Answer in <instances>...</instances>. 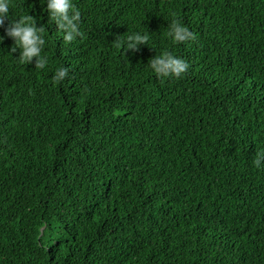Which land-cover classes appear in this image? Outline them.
<instances>
[{
  "label": "trees",
  "instance_id": "1",
  "mask_svg": "<svg viewBox=\"0 0 264 264\" xmlns=\"http://www.w3.org/2000/svg\"><path fill=\"white\" fill-rule=\"evenodd\" d=\"M73 2L66 43L12 0L45 28L44 69L0 41V264H264V0ZM174 17L195 40L171 43ZM131 31L151 39L124 53ZM165 49L181 78L148 68Z\"/></svg>",
  "mask_w": 264,
  "mask_h": 264
},
{
  "label": "clouds",
  "instance_id": "2",
  "mask_svg": "<svg viewBox=\"0 0 264 264\" xmlns=\"http://www.w3.org/2000/svg\"><path fill=\"white\" fill-rule=\"evenodd\" d=\"M43 10L47 12L48 19L54 22L56 29L66 43H70L82 35L80 22L81 12L75 6L73 0H40ZM7 21V24L5 23ZM166 37L171 43L179 45L195 40V34L177 17L167 21ZM0 27L4 28V34L0 35V41L10 37L13 41L11 52L17 53L18 61L23 64L33 63L40 69H44L48 63V56L44 54L47 44L45 28L38 25L29 15H12V0H0ZM151 39L149 31H131L125 37L116 40L118 47H122L124 53L137 51L142 44L149 45ZM148 68L161 80L181 78L188 70L186 59L165 49L159 55H154L147 62ZM68 68L60 66L54 73V80L61 82L68 75ZM253 163L256 168H264V150H258Z\"/></svg>",
  "mask_w": 264,
  "mask_h": 264
}]
</instances>
